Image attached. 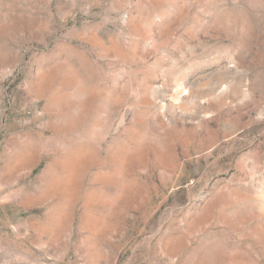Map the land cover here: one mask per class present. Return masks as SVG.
<instances>
[{
    "label": "rangeland",
    "instance_id": "1",
    "mask_svg": "<svg viewBox=\"0 0 264 264\" xmlns=\"http://www.w3.org/2000/svg\"><path fill=\"white\" fill-rule=\"evenodd\" d=\"M0 264H264V0H0Z\"/></svg>",
    "mask_w": 264,
    "mask_h": 264
}]
</instances>
